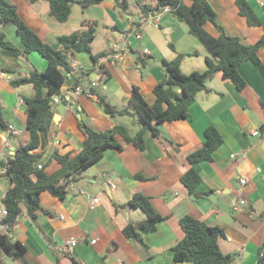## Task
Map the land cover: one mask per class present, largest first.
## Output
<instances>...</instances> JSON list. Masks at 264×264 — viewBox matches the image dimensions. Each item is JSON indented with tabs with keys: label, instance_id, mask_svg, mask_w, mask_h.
<instances>
[{
	"label": "crops",
	"instance_id": "crops-1",
	"mask_svg": "<svg viewBox=\"0 0 264 264\" xmlns=\"http://www.w3.org/2000/svg\"><path fill=\"white\" fill-rule=\"evenodd\" d=\"M10 1L26 24L56 48L60 47L58 36L86 31L95 23V39L91 43L94 55L107 54L112 41L125 38L124 29L129 25L143 33L141 41L131 39L133 52L138 56L129 54L118 64H107L104 78L94 71L90 55H74L72 61L78 62V67L65 73L68 77L63 89L73 84L87 87L85 75L89 74V78L99 79L96 99L81 96L73 108L65 107L64 114L58 111L64 101L55 105L56 126L51 133L50 153L45 158L55 150L72 156L82 150L85 136L78 127L79 121L104 131L116 125L129 127L130 117L138 127L131 133L135 135L142 127L139 118L132 113L111 117L98 105V98L104 97L118 109H129L128 98L135 86L149 104H154V88L167 77L164 59L183 53L187 54L182 61L184 72L207 69L209 51L172 12L162 15L158 22H144L145 15L140 10L134 14L130 6V11L119 12L114 0H104L85 8L80 5L82 17L70 16L61 23L51 16L46 0ZM208 1L217 11L219 27L209 22L205 27L215 37L223 32L240 37L245 44H254L263 35L262 26L250 27L239 15L235 0ZM248 1L264 24V0ZM150 4L155 6V1ZM68 27L75 29L69 32ZM0 31L23 49L14 25H0ZM194 51L198 55L190 56ZM35 53L14 59L0 52V108L10 125L8 131L0 128V169L5 160L15 157L20 144L30 140L23 98L33 97L35 91L31 84L13 86L11 81L26 76L33 67L38 71L46 69V59ZM258 56L264 62V47ZM3 68L12 72H3ZM239 73L246 83L243 89L224 80L221 72L216 73L206 83V89L197 93L189 106V116L161 123L157 136L147 131L143 149L117 134L122 148L107 149L98 161L79 173L64 200L49 192L41 194V204L50 214L40 213L37 224L27 216L22 204V216L9 235L26 246V260L2 254L0 264H72V258L80 264H193L176 262L172 251L184 237L180 219L186 215L223 229L219 246L233 256L228 264H259L264 244V77L251 61L243 63ZM210 126L218 130L223 142L213 152V160L195 164L202 178L197 188L200 195L195 196L188 193L180 178L192 166L187 156L203 145L205 130ZM255 130L259 134H253ZM59 168V163L52 161L47 172L52 174ZM241 177L248 178L247 184L240 183ZM10 186V179L0 175V204ZM136 193L150 197L156 211L166 217L155 231L139 227L147 215L129 205ZM94 198L99 199L98 204H91ZM240 198H245L246 204L234 209L233 204ZM129 223L138 228L140 238L125 235L124 228ZM94 239L96 242L91 243ZM72 240L77 243L71 247Z\"/></svg>",
	"mask_w": 264,
	"mask_h": 264
},
{
	"label": "trees",
	"instance_id": "trees-1",
	"mask_svg": "<svg viewBox=\"0 0 264 264\" xmlns=\"http://www.w3.org/2000/svg\"><path fill=\"white\" fill-rule=\"evenodd\" d=\"M46 1L50 4L51 16L64 23L70 19L74 4L85 8L99 5L104 0ZM114 1L116 8L120 9L119 12H128L129 0ZM153 1H155V6H151L148 0H138L140 11L144 15H149L154 10L169 6L177 19L188 25L191 35L198 38L209 51L210 55L205 60L207 69L184 72L182 61L187 54L183 53L177 54L171 60L164 59L163 66L166 69L167 77L154 88L156 97L154 104H149L140 89L135 86L128 98L129 109H118L108 103L104 97L98 98V105L111 117L125 116L130 113L138 115L142 127L134 136L131 137L124 126L116 125L108 130L97 131L85 122L79 121L78 127L85 136L82 150L74 156L70 153L61 154L55 150L49 158H45L46 154L50 153L51 133L56 126L54 122L55 105L52 104V96L63 95L65 73L72 71L71 63L74 55L79 53L90 55L95 66L99 58L106 53L92 54L91 43L95 39L96 23L91 24L86 31H76L58 36L57 41L60 47L56 48L45 42L26 24L12 1L0 0V25H14L23 45V49L15 46L6 39L4 32L0 31L1 54L20 59L21 57L27 58L32 52H37L47 61L44 71H38L33 67L28 70L26 76L11 81L13 86L31 84L35 95L23 98L30 140L26 144H20L15 157L8 159L6 176L10 179L11 186L0 206H4L8 210L9 214L4 219V223L9 226V232L0 234V255L3 254L15 260L20 258L26 260V246L19 240L14 241L13 237L9 235L10 230L17 223L18 216L22 214V204L25 205L27 216L37 224L40 213L50 214L49 210L41 204V194L49 192L54 197L64 200L68 194L69 185L77 179L79 173L98 161L107 149L122 148L116 138L117 134L122 135L127 142H134L143 149L144 135L147 131L157 136L160 133L161 123L182 120L189 116V106L195 101L197 93L206 89V83L216 73L221 72L222 78L230 80L239 90L246 85L244 78L239 73V67L243 63L253 62L264 77V62L258 56V51L264 47V24L248 0H235V6L248 26L263 27V35L254 44H245L240 37L229 36L223 32L219 37L212 35L206 29L205 24L209 22L219 27L218 15L208 0H190V3H186L185 0ZM189 55L197 56L198 52L194 51ZM2 71L12 72L6 68H3ZM95 89L93 88L92 92L96 95ZM0 128L3 131L10 129L1 108ZM222 142L223 138L218 130L210 126L205 130L203 145L187 156L192 166L182 174L180 179L189 194L200 195L197 188L201 184L202 178L195 169V164L213 160V152ZM52 161L59 163L60 168L49 174L47 166ZM38 164H43V169H38ZM138 178L146 180L141 175ZM129 205L133 208H140L147 215V220L139 224L143 230L155 231L157 224L166 219L156 211L151 198L142 193H136L129 201ZM180 224L184 237L172 247L176 262L228 264L233 260V256L225 254L219 246V238L224 233L221 227L208 225L191 215L183 216L180 219ZM124 233L128 238H140L138 228L133 223H129L124 228ZM72 264L80 263L72 258ZM259 264H264L263 258L260 259Z\"/></svg>",
	"mask_w": 264,
	"mask_h": 264
},
{
	"label": "built area",
	"instance_id": "built-area-1",
	"mask_svg": "<svg viewBox=\"0 0 264 264\" xmlns=\"http://www.w3.org/2000/svg\"><path fill=\"white\" fill-rule=\"evenodd\" d=\"M170 7H164L163 10L160 11H154L151 12L149 15H147L144 18V22H158L162 16L163 13L170 11ZM126 35L125 38L122 42H114L111 44L110 51L105 54L104 56L100 57L99 60L97 61L94 71H96L99 75L100 78L106 77V70L105 66L107 64H118L121 62L127 55L132 52V45H131V38H135L137 41H141L143 37V33L140 29H135L131 25H129L126 29ZM145 52H148L147 49H145ZM78 67V62L73 61L71 63V68H77ZM104 70V72H103ZM88 73V72H87ZM66 77L68 75L66 74ZM85 77H89V74L85 75ZM8 79H10L9 76H7ZM99 85V79L94 80V79H89L88 80V86L83 87L80 84H73L72 86L66 87L63 89V95H53L52 96V103L57 105L58 103H61L63 100L66 102V108H73L74 104L79 100V98L83 95H86L87 97L91 98H96V95L92 92L93 88L98 87ZM253 134L257 135L259 134L258 130H255ZM6 145L8 146L9 143L6 142ZM7 164H8V159L4 161V164L2 168L0 169V175H6L7 172ZM38 169H43V164H38ZM264 177V176H263ZM248 178L246 177H241L240 178V183L242 185L247 184ZM99 199L94 198L91 201V204H98ZM246 204V199L245 198H240L238 201H236L233 204L234 209H241L242 206ZM8 210L4 206H0V234L3 233H8L9 232V226L4 223V219L8 215ZM22 215L20 214L18 216V219ZM96 239L92 240L91 243H95ZM77 243L76 240H72L70 242V246H75ZM261 257H264V247L263 250L261 251Z\"/></svg>",
	"mask_w": 264,
	"mask_h": 264
},
{
	"label": "rangeland",
	"instance_id": "rangeland-1",
	"mask_svg": "<svg viewBox=\"0 0 264 264\" xmlns=\"http://www.w3.org/2000/svg\"><path fill=\"white\" fill-rule=\"evenodd\" d=\"M137 1L138 0H129V7L131 6L132 7V9H131V11H133V13L135 14V12H138L140 9H139V6H138V4H137ZM148 2L149 3H153V0H148ZM81 10V6L79 5V4H75V5H73V11H72V18H78V17H82V12L80 11ZM117 10L118 11H120V9L119 8H117ZM127 11H130V10H127ZM73 29H75V28H73V27H68V28H66V31H69V32H71V31H73ZM127 29V28H126ZM126 29H124V30H126ZM132 39V38H131ZM124 39H122V40H114V41H112V43H114V42H122ZM111 43V44H112ZM111 44H110V47H111ZM35 54H38L39 55V53H35ZM130 54L132 55V54H134V52H130ZM134 55H136V56H138L136 53L134 54ZM103 72H104V70H103ZM107 74V73H106ZM107 76V75H106ZM88 80L90 79L89 77H86ZM67 83V77H66V81H65V84ZM64 84V85H65ZM83 96H86V95H83ZM94 99H96V98H94ZM53 105H55L54 103H52ZM132 108V107H131ZM119 109H121V108H119ZM132 110V112H134L133 111V109H131ZM135 114V113H134ZM127 116H129V115H127ZM136 116V119L138 120V115H135ZM129 119V121L130 122H127V124L129 125V127H127V126H125V125H122V126H124V127H126L127 128V130H128V132H129V134H130V136L132 137V136H134V135H131V133H135V131H137L138 130V127H137V124H135L134 122H133V120L132 119H130V117L128 118ZM261 250H263V249H261Z\"/></svg>",
	"mask_w": 264,
	"mask_h": 264
},
{
	"label": "water",
	"instance_id": "water-1",
	"mask_svg": "<svg viewBox=\"0 0 264 264\" xmlns=\"http://www.w3.org/2000/svg\"><path fill=\"white\" fill-rule=\"evenodd\" d=\"M66 105V102L64 101V102H62L61 104H59V106H58V111L60 112V114H64V112H65V106ZM56 118V117H55Z\"/></svg>",
	"mask_w": 264,
	"mask_h": 264
},
{
	"label": "clouds",
	"instance_id": "clouds-1",
	"mask_svg": "<svg viewBox=\"0 0 264 264\" xmlns=\"http://www.w3.org/2000/svg\"><path fill=\"white\" fill-rule=\"evenodd\" d=\"M166 7H169V6H166ZM160 10H163V8H161V9H159V10H154V11H160ZM154 11H152V12H154ZM167 12H171V10L170 11H167ZM167 12H165V13H167ZM165 13H163L162 15H164ZM147 15H145L144 16V18L146 17ZM144 18H143V21H144ZM73 62V61H72ZM64 101V100H63ZM5 234H7V233H5ZM263 245H262V249H263ZM262 251V250H261ZM260 256H261V252H260ZM260 258H263V257H260Z\"/></svg>",
	"mask_w": 264,
	"mask_h": 264
}]
</instances>
